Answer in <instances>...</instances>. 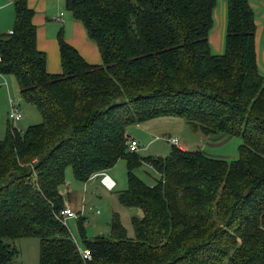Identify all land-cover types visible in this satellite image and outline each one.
<instances>
[{
  "label": "trees",
  "instance_id": "1",
  "mask_svg": "<svg viewBox=\"0 0 264 264\" xmlns=\"http://www.w3.org/2000/svg\"><path fill=\"white\" fill-rule=\"evenodd\" d=\"M224 2L214 53L216 0H64L100 63L87 64L58 34L60 73L49 74L33 10L12 0L0 75L13 78L40 122L19 132L7 121L0 139V264L16 257L9 241L20 237L38 239V264H264V74L248 0ZM166 117L216 140L238 137L236 158L173 144L164 157L127 150L128 127ZM120 159L117 202L140 210L130 216L133 235L113 213L109 237L87 240L77 213L79 248L59 213L65 169L85 182ZM141 163L157 174L151 184L134 173Z\"/></svg>",
  "mask_w": 264,
  "mask_h": 264
},
{
  "label": "rangeland",
  "instance_id": "2",
  "mask_svg": "<svg viewBox=\"0 0 264 264\" xmlns=\"http://www.w3.org/2000/svg\"><path fill=\"white\" fill-rule=\"evenodd\" d=\"M224 0H221V3ZM220 0H216L215 14L213 16V28L224 36V24L220 21L219 13ZM211 30V32H212ZM209 39V38H208ZM209 42V41H208ZM210 44V42H209ZM212 47V46H211ZM257 66L262 74H264V55L257 57ZM7 81V92L4 84H0V139L3 138L6 126V110H8L9 99L18 103L24 113L20 120L13 124L17 131H23L27 126L40 122V116L34 106L25 104L21 101L17 92V86L13 78L5 77ZM12 81H11V80ZM129 136L133 137L140 144V150L136 153L141 157L167 156L171 143H166V139L176 138L180 143L184 144L187 150H200L208 156L214 158H222L231 160L237 156V145L240 140L238 137H224L216 140L210 136H204L201 132L190 130L181 119L177 118H157L148 121L142 125L130 126L127 128ZM145 183L151 184L152 178H156L157 174L149 165L141 163L134 172ZM111 177L115 180L116 186L113 190H105L97 181H89L83 190V183L77 182L72 177L70 167L64 172V180L68 182L69 188L66 193V187L62 185L60 191L65 199L67 194L71 195L70 201H78L81 195L84 199L83 211L81 212L84 227V236L87 240H91L96 236L109 237V220L111 214L117 213L121 224L125 228L127 235L132 237L133 232L130 226V216L135 215V210L125 208L117 202L116 192L125 187V162L118 160L111 168ZM67 196V197H66ZM90 208V209H88ZM78 213V212H76ZM66 227L74 242L79 248H84L81 244L79 234L76 227V218H68L65 220ZM9 243L17 250V255L9 264H38V239L34 237H20L10 240Z\"/></svg>",
  "mask_w": 264,
  "mask_h": 264
},
{
  "label": "crops",
  "instance_id": "3",
  "mask_svg": "<svg viewBox=\"0 0 264 264\" xmlns=\"http://www.w3.org/2000/svg\"><path fill=\"white\" fill-rule=\"evenodd\" d=\"M250 4L253 14H254V39H255V52H256V60L259 55H264V0H248ZM26 4L28 8L33 10V15L31 18V22L35 26V43L36 48L39 51L44 52L45 54V69L49 74H58L60 73V63H59V52H58V44H57V36L58 34L61 36L64 42L72 46L79 56L90 65H97L100 63V56L95 44L88 39L86 36L85 30L82 25L74 21L68 12L64 8V0H26ZM215 7L213 9V16L215 14ZM219 13H220V21L225 24V2L219 3ZM214 21V20H213ZM13 23V11H12V0H0V34L8 33L11 31ZM214 26V25H213ZM212 26V28H213ZM211 28V30H212ZM208 34V41L210 42V46L214 53H220L222 51V34L219 33L218 30H212ZM12 78L11 76H0V84L3 85V80L5 81V89L7 92V81L6 78ZM11 80V79H10ZM12 81V80H11ZM18 92V90H17ZM8 94V92H7ZM9 95V94H8ZM11 101H13L11 99ZM7 112V110H6ZM24 115V113H23ZM7 121V120H6ZM130 138H133L129 136ZM134 139V138H133ZM138 142V141H137ZM179 142V141H178ZM166 143H168L166 141ZM182 149H185L184 144L180 143ZM140 150V144L138 143ZM121 160V159H120ZM111 168L106 171V175L110 180L114 182V186L112 189H106L100 183V177H90L87 181L83 183V190L85 189V185L89 181H97L99 185H101L105 190L111 191L115 188L116 183L115 180L111 177ZM66 187V193H68L69 186L67 187L68 182H64L63 184ZM124 188V185L121 189ZM63 195V193L60 191ZM68 198H64V204L70 207L72 210L78 212L81 215L83 211V202L84 199L81 195L78 196V201L76 197L73 202L70 201L72 194H67ZM66 196V197H67ZM90 209V208H88ZM135 210L136 215H140V210Z\"/></svg>",
  "mask_w": 264,
  "mask_h": 264
},
{
  "label": "built area",
  "instance_id": "4",
  "mask_svg": "<svg viewBox=\"0 0 264 264\" xmlns=\"http://www.w3.org/2000/svg\"><path fill=\"white\" fill-rule=\"evenodd\" d=\"M8 33H11V31H9ZM2 82L5 85V81L3 80ZM22 116H23V112L20 106L16 102L11 101V99H9L8 110L6 112V120L8 121V123L13 125L16 121L20 120ZM166 141L175 145V147L183 150L176 138L169 137L166 139ZM126 145H127V150L129 152H136L139 148L138 142L133 138H130L127 141ZM100 183L108 190L112 189L114 186V182L110 180L109 177L104 173L101 174ZM59 213L64 220L68 218L77 217L76 211L72 210L70 207L67 206L63 207L59 211ZM79 252L83 260H88L90 258V252L88 251V249H80Z\"/></svg>",
  "mask_w": 264,
  "mask_h": 264
}]
</instances>
